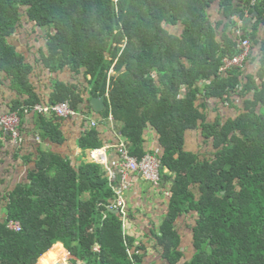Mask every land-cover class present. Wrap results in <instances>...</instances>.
Segmentation results:
<instances>
[{"label": "trees", "instance_id": "trees-1", "mask_svg": "<svg viewBox=\"0 0 264 264\" xmlns=\"http://www.w3.org/2000/svg\"><path fill=\"white\" fill-rule=\"evenodd\" d=\"M215 1L0 0L1 69L27 86L32 68L10 39L23 18L48 29L44 63L52 71L70 67L92 97H106L103 116L123 123L132 154H146L153 129L163 147L161 183L171 186L149 246L125 232L122 213L105 207L116 194L103 164L41 151L28 182L6 197L0 264H147L151 252L155 264H264V42L257 74L247 76V65L222 71L244 40L261 43L264 0H220L224 19L213 21ZM255 10L252 31L228 30L237 27L235 16ZM77 88L58 84L52 105L70 101L77 109L84 101ZM212 102L235 115L208 121ZM191 131L202 134L200 150L186 148ZM48 134L64 141L57 128ZM80 146L102 148L99 133L88 131ZM183 217L193 233L190 260ZM12 219L21 232L9 228Z\"/></svg>", "mask_w": 264, "mask_h": 264}, {"label": "crops", "instance_id": "crops-1", "mask_svg": "<svg viewBox=\"0 0 264 264\" xmlns=\"http://www.w3.org/2000/svg\"><path fill=\"white\" fill-rule=\"evenodd\" d=\"M209 12L213 21L224 19L220 0L215 1ZM258 16L257 10L252 14H247L245 18L237 15L235 16L238 22L237 27L231 25L228 30L236 34H242L243 29L252 31ZM22 22L23 25L15 31L10 42L17 53L24 58L25 63L32 68V71L27 78V86H21L15 84L13 79L0 67V107L5 112H10L16 106L34 105V103L52 105L58 84L78 87L75 90L84 101L75 109L77 115L70 118L63 119L55 115L34 113L22 115L20 125L22 142L20 144H17L0 125V173L2 177L0 206H8L7 195L19 183L28 182L29 173L36 168L41 151L56 152L72 159L77 165L89 162L101 163L106 169L107 176L113 173L115 183L119 184L121 182V158L117 146L120 143H126L129 147L128 140L122 136L123 123L116 122L112 116L105 120L104 111L95 112L94 106L90 103L95 97L91 96L89 84L84 81L82 75H78L70 67L59 71L49 69L43 60V57L48 55L49 30L36 27L26 18H23ZM223 27L224 25L221 26ZM258 39L261 43L253 47L251 57L246 64L247 76L257 74L260 69L263 56L264 22L259 26ZM27 89L30 93H27ZM207 114L210 122L218 115L223 117L235 115L226 106L213 102L208 106ZM93 123H96V127H92ZM50 128H57L64 141L58 143L52 140L48 134ZM93 129L99 133V139L102 142V148H98L97 153L94 152L97 149L84 150L80 146L82 137ZM202 143L201 133L198 131L188 133L186 143L188 150H200ZM144 150L146 153H158V155L162 153L163 147L153 129L149 128L145 133ZM129 182L130 185L124 192L128 214L124 221V230L137 241L150 246L152 245V230L160 227L168 212L171 186L169 183L161 182L159 185H154L138 173H131ZM104 216L106 217V214ZM181 222L188 223L189 221L183 218ZM59 245H62L68 254L69 251L64 244L59 243ZM153 253L147 254L149 258L147 264H152L151 261L156 260Z\"/></svg>", "mask_w": 264, "mask_h": 264}, {"label": "built area", "instance_id": "built-area-1", "mask_svg": "<svg viewBox=\"0 0 264 264\" xmlns=\"http://www.w3.org/2000/svg\"><path fill=\"white\" fill-rule=\"evenodd\" d=\"M242 52L234 58H226L224 60V66L222 71H226L230 67H245L249 58L251 57L253 50V42L250 39H246L242 43ZM30 113L40 115H55L58 118H70L77 115V111L73 108L70 101H65L56 105H43L37 103L34 105H25L10 112H5L0 107V125L1 127L12 136L13 140L20 144L22 142V136L20 131V125L22 121V115ZM96 123L92 124V127H96ZM118 151L121 158V182L115 183V176L113 173L108 174L109 183L115 191L116 196L112 203L105 205L109 210L118 209L119 213L123 214V221L127 218V206L124 198V192L130 185L129 175L131 173H138L143 179L151 182L154 185H159L162 179L161 175V158L156 153H146L142 158L131 153L130 148L126 143H120ZM99 152V149L94 150ZM9 228L14 232H21L22 226L18 221H12L9 223Z\"/></svg>", "mask_w": 264, "mask_h": 264}, {"label": "rangeland", "instance_id": "rangeland-1", "mask_svg": "<svg viewBox=\"0 0 264 264\" xmlns=\"http://www.w3.org/2000/svg\"><path fill=\"white\" fill-rule=\"evenodd\" d=\"M6 216H7L6 206H0V219H2V221H4ZM183 218L185 219V217H183ZM190 222L191 221H189L188 223L182 222V232L185 235V241H186L185 242V246H186L185 251L187 254L186 259H189V260L193 257V252H194L193 233H192L191 228L189 227ZM156 259H157V257H156ZM151 262H152V264H155L156 260H152Z\"/></svg>", "mask_w": 264, "mask_h": 264}, {"label": "water", "instance_id": "water-1", "mask_svg": "<svg viewBox=\"0 0 264 264\" xmlns=\"http://www.w3.org/2000/svg\"><path fill=\"white\" fill-rule=\"evenodd\" d=\"M91 105L94 106V110L96 113H101L105 110L106 108V97L101 96V97H95L92 98L90 101ZM113 212L119 213L118 209L112 210ZM61 264V263H58Z\"/></svg>", "mask_w": 264, "mask_h": 264}]
</instances>
